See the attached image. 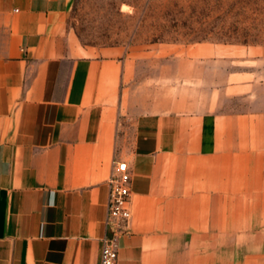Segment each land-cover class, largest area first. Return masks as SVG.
Returning a JSON list of instances; mask_svg holds the SVG:
<instances>
[{"label":"crops","instance_id":"obj_1","mask_svg":"<svg viewBox=\"0 0 264 264\" xmlns=\"http://www.w3.org/2000/svg\"><path fill=\"white\" fill-rule=\"evenodd\" d=\"M71 3L0 0V264H99L113 160L118 264H264V45L189 48L152 86Z\"/></svg>","mask_w":264,"mask_h":264},{"label":"rangeland","instance_id":"obj_2","mask_svg":"<svg viewBox=\"0 0 264 264\" xmlns=\"http://www.w3.org/2000/svg\"><path fill=\"white\" fill-rule=\"evenodd\" d=\"M66 27L83 46L131 53L136 80L157 86L159 64L189 48L264 45V0H72Z\"/></svg>","mask_w":264,"mask_h":264},{"label":"built area","instance_id":"obj_3","mask_svg":"<svg viewBox=\"0 0 264 264\" xmlns=\"http://www.w3.org/2000/svg\"><path fill=\"white\" fill-rule=\"evenodd\" d=\"M130 171L123 160L112 161V171L106 185L108 187L107 212L108 222L115 225L111 234L102 239L99 264H118L117 236L122 233V226L130 218Z\"/></svg>","mask_w":264,"mask_h":264}]
</instances>
